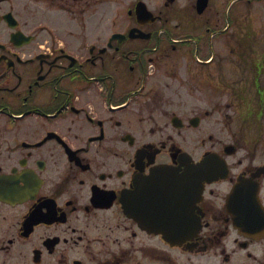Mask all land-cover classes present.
Listing matches in <instances>:
<instances>
[{
  "label": "flooded vegetation",
  "instance_id": "af4514ba",
  "mask_svg": "<svg viewBox=\"0 0 264 264\" xmlns=\"http://www.w3.org/2000/svg\"><path fill=\"white\" fill-rule=\"evenodd\" d=\"M0 264H264V0H0Z\"/></svg>",
  "mask_w": 264,
  "mask_h": 264
},
{
  "label": "rangeland",
  "instance_id": "374dc122",
  "mask_svg": "<svg viewBox=\"0 0 264 264\" xmlns=\"http://www.w3.org/2000/svg\"><path fill=\"white\" fill-rule=\"evenodd\" d=\"M115 2V1H114Z\"/></svg>",
  "mask_w": 264,
  "mask_h": 264
}]
</instances>
